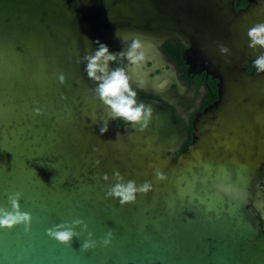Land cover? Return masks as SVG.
Here are the masks:
<instances>
[{"label": "water", "instance_id": "water-1", "mask_svg": "<svg viewBox=\"0 0 264 264\" xmlns=\"http://www.w3.org/2000/svg\"><path fill=\"white\" fill-rule=\"evenodd\" d=\"M236 2L0 0V215L30 216L0 226V264H264V73L246 67L264 54L247 35L264 0ZM118 30L145 41L147 60L177 40L219 80L184 150L169 108L138 99L153 110L148 128L120 130L85 77L97 39L127 50ZM127 71L150 83L147 61ZM116 172L152 190L121 205L107 195ZM64 230L70 244L51 235Z\"/></svg>", "mask_w": 264, "mask_h": 264}, {"label": "clouds", "instance_id": "clouds-1", "mask_svg": "<svg viewBox=\"0 0 264 264\" xmlns=\"http://www.w3.org/2000/svg\"><path fill=\"white\" fill-rule=\"evenodd\" d=\"M116 35L127 42V50L118 49L113 52L107 43L97 39L95 43L98 47L83 57L85 77L87 80L95 82V95L109 109L111 119L124 121L133 127H137L140 131H144L149 126L153 110L150 105L138 102V93L132 77L126 67L121 66V64L126 63L128 66L142 67L148 59V53L145 50L146 43L138 34L122 35L118 30ZM247 35L250 40V48L255 49L257 46L264 48V22L256 23L250 27ZM221 51L228 53L230 50L222 45ZM253 68L259 73H264V54L257 55L253 61ZM59 79L61 83H64L66 78L61 74ZM167 83L168 81L164 80L157 87L164 89ZM99 131L102 135L109 131L107 120L104 121ZM99 163L97 161V164ZM115 175L118 182L112 185L107 195L118 198L121 205L135 203L138 194H147L152 190L153 186L150 182L146 181L137 185L133 180L123 182L119 172H116ZM156 175L160 180L166 178L159 171ZM104 179H109L107 174H105ZM29 219L30 216L26 213H5L0 215V226L14 227L18 222ZM51 235L62 243L70 244L77 234L71 230H64L51 232ZM90 246L88 242L84 244L85 248Z\"/></svg>", "mask_w": 264, "mask_h": 264}, {"label": "flooded vegetation", "instance_id": "flooded-vegetation-1", "mask_svg": "<svg viewBox=\"0 0 264 264\" xmlns=\"http://www.w3.org/2000/svg\"><path fill=\"white\" fill-rule=\"evenodd\" d=\"M246 6L247 4L243 8ZM157 51V59L147 60L150 83L132 79L138 93L137 99L157 102L172 111L189 136L188 142L183 146L184 150L193 140L197 118L219 100V80L206 70L192 68L184 58L183 45L177 40H166ZM121 66L127 69L126 63ZM247 66L249 72L257 73L253 63ZM164 80L168 81L166 87L158 88ZM116 124L123 130L127 123L117 120ZM258 188L264 192V166ZM257 214L261 216V212ZM262 227L264 230V222Z\"/></svg>", "mask_w": 264, "mask_h": 264}, {"label": "trees", "instance_id": "trees-1", "mask_svg": "<svg viewBox=\"0 0 264 264\" xmlns=\"http://www.w3.org/2000/svg\"><path fill=\"white\" fill-rule=\"evenodd\" d=\"M249 0H237L236 2V6H237V9L240 10L241 8H243L246 4H248ZM247 69L249 70V67L246 66Z\"/></svg>", "mask_w": 264, "mask_h": 264}]
</instances>
